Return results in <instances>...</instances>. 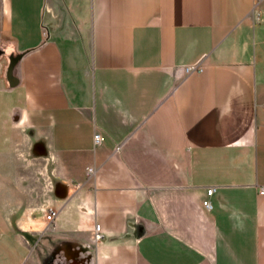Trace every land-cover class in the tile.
Instances as JSON below:
<instances>
[{"label":"crops","instance_id":"0c3cea01","mask_svg":"<svg viewBox=\"0 0 264 264\" xmlns=\"http://www.w3.org/2000/svg\"><path fill=\"white\" fill-rule=\"evenodd\" d=\"M259 186L264 0H0V264H264Z\"/></svg>","mask_w":264,"mask_h":264},{"label":"built area","instance_id":"2783aa9c","mask_svg":"<svg viewBox=\"0 0 264 264\" xmlns=\"http://www.w3.org/2000/svg\"><path fill=\"white\" fill-rule=\"evenodd\" d=\"M184 71L186 73L188 72H192V71H200L201 70V67L199 65V63H193V64H188V65H185L183 67ZM100 134L98 132H94L92 134V143L93 145H96L100 142ZM93 171V168L92 167H87V172L88 173H91ZM213 190V187H207L205 189V195L206 197L204 199H202V205L206 208V209H209L210 208V203H209V200H208V196L210 195V193L212 192ZM258 193L259 194H262L264 193V186H259L258 187ZM54 216V210L53 209H48L45 213V218L47 220H51L52 217ZM91 238H92V241H96L100 238V233H99V225L97 222H94L93 225H92V235H91Z\"/></svg>","mask_w":264,"mask_h":264},{"label":"rangeland","instance_id":"374dc122","mask_svg":"<svg viewBox=\"0 0 264 264\" xmlns=\"http://www.w3.org/2000/svg\"><path fill=\"white\" fill-rule=\"evenodd\" d=\"M29 248L30 250H32V255H35V246H32V244L30 242H28ZM35 258V257H34ZM80 264L83 262H86L87 259L84 258L83 256H81V254L77 253V259H76ZM84 260V261H82ZM36 261V260H35ZM70 261V259H67L63 256V253H56L53 255V258L51 259V261H49V263L47 264H68ZM36 264V263H33Z\"/></svg>","mask_w":264,"mask_h":264},{"label":"water","instance_id":"95a60500","mask_svg":"<svg viewBox=\"0 0 264 264\" xmlns=\"http://www.w3.org/2000/svg\"><path fill=\"white\" fill-rule=\"evenodd\" d=\"M21 53H11L8 55V62L6 64V68H5V79L7 81V84L9 86H12L14 84H16L17 79L16 77H14V75L12 74V67L14 65V63L16 62V60L20 57Z\"/></svg>","mask_w":264,"mask_h":264}]
</instances>
